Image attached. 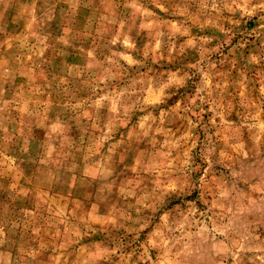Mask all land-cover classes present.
<instances>
[{"label":"rangeland","instance_id":"1","mask_svg":"<svg viewBox=\"0 0 264 264\" xmlns=\"http://www.w3.org/2000/svg\"><path fill=\"white\" fill-rule=\"evenodd\" d=\"M0 264H264V0H0Z\"/></svg>","mask_w":264,"mask_h":264}]
</instances>
